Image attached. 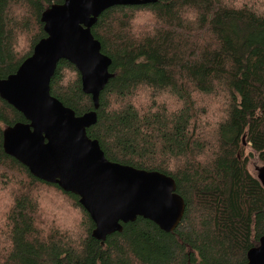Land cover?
Instances as JSON below:
<instances>
[{
  "label": "trees",
  "instance_id": "1",
  "mask_svg": "<svg viewBox=\"0 0 264 264\" xmlns=\"http://www.w3.org/2000/svg\"><path fill=\"white\" fill-rule=\"evenodd\" d=\"M62 3L0 0V80L46 37L41 14ZM91 34L111 59L113 76L87 137L109 162L172 178L185 203L182 220L165 233L137 218L103 243L94 239L77 196L34 178L4 154L3 131L26 122L0 99V167L23 174L28 184L8 190L0 264L246 263L264 236V189L248 169L252 157L264 165V0L113 7ZM50 94L76 116L93 111L79 73L65 60L56 66ZM39 191L55 195L78 223L44 222L46 209L33 197Z\"/></svg>",
  "mask_w": 264,
  "mask_h": 264
},
{
  "label": "water",
  "instance_id": "2",
  "mask_svg": "<svg viewBox=\"0 0 264 264\" xmlns=\"http://www.w3.org/2000/svg\"><path fill=\"white\" fill-rule=\"evenodd\" d=\"M157 1L63 0L52 5L40 17L46 37L14 74L0 80V99L26 122L3 131L4 154L26 167L34 178L77 196L94 224L93 238L102 243L137 218L171 233L185 210L172 178L109 162L98 142L86 134L97 122L99 96L113 76L111 59L101 53L91 28L110 8ZM61 60L79 73L81 90L91 97L93 111L76 116L51 96L50 81ZM255 171L264 189V165ZM244 264H264V236L247 252Z\"/></svg>",
  "mask_w": 264,
  "mask_h": 264
},
{
  "label": "rangeland",
  "instance_id": "3",
  "mask_svg": "<svg viewBox=\"0 0 264 264\" xmlns=\"http://www.w3.org/2000/svg\"><path fill=\"white\" fill-rule=\"evenodd\" d=\"M259 166H262V164L256 159V157H252L249 161L248 169L256 179L257 173L255 171V167ZM22 178L23 174L18 176L13 172H7L5 169H3V167H0V224L1 222H5L4 214L12 204L9 191L14 189L17 193L19 190L27 188L28 186L27 182L23 181ZM13 182L18 186L14 188ZM33 197L39 200L41 210L42 208L46 209L48 218L43 214L41 216L44 222H50L53 223V225H57L55 222H53L55 219L58 221V223H62L64 226H72L78 223L74 222L77 217L73 213L68 212L64 206H62V209L60 206H58L60 202L56 199L55 195L49 192L39 191V193H33Z\"/></svg>",
  "mask_w": 264,
  "mask_h": 264
}]
</instances>
